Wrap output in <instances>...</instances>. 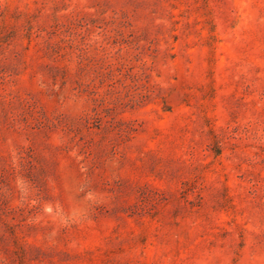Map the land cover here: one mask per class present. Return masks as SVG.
Returning <instances> with one entry per match:
<instances>
[{"label":"rangeland","instance_id":"1","mask_svg":"<svg viewBox=\"0 0 264 264\" xmlns=\"http://www.w3.org/2000/svg\"><path fill=\"white\" fill-rule=\"evenodd\" d=\"M0 264H264V0H0Z\"/></svg>","mask_w":264,"mask_h":264}]
</instances>
